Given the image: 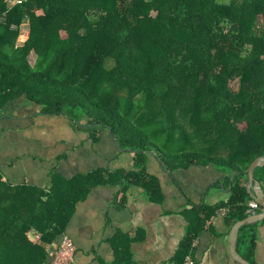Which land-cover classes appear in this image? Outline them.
Listing matches in <instances>:
<instances>
[{
  "label": "trees",
  "instance_id": "16d2710c",
  "mask_svg": "<svg viewBox=\"0 0 264 264\" xmlns=\"http://www.w3.org/2000/svg\"><path fill=\"white\" fill-rule=\"evenodd\" d=\"M27 20L30 37L19 45ZM94 35L98 50L87 46ZM186 91L191 100L179 97ZM21 95L93 135L110 130L139 169L104 181L57 175L50 192L0 178V264H49V246L93 184L123 181L122 204L132 185L159 200L160 182L144 165L149 153L171 170L213 163L229 172L227 182L237 171L228 200L190 211L175 258L182 264L221 210L232 223L251 214L247 170L264 155V0H0V101ZM255 176L264 184V166ZM257 226L244 225L238 242L252 263Z\"/></svg>",
  "mask_w": 264,
  "mask_h": 264
},
{
  "label": "crops",
  "instance_id": "0c3cea01",
  "mask_svg": "<svg viewBox=\"0 0 264 264\" xmlns=\"http://www.w3.org/2000/svg\"><path fill=\"white\" fill-rule=\"evenodd\" d=\"M21 35L22 30L19 45L25 43ZM36 58L37 54L32 64ZM42 110L26 95L0 104V178L4 182L50 192L57 175L72 179L91 174L104 181L107 174L139 169L135 153L121 147L110 130L97 129L93 135L66 115ZM144 165L159 180L161 198L153 199L141 186L132 185L122 204L123 181L93 184L77 202L65 232L77 246L72 264H179L175 258L188 234L193 206L215 205L231 196L232 177L227 182L229 172L213 163L171 170L149 153ZM233 225L221 213L209 221L195 238L196 264H239L230 246ZM257 232L253 264H264V220L258 222ZM61 239L62 235L53 248ZM238 250L247 259L245 248L238 244Z\"/></svg>",
  "mask_w": 264,
  "mask_h": 264
},
{
  "label": "water",
  "instance_id": "95a60500",
  "mask_svg": "<svg viewBox=\"0 0 264 264\" xmlns=\"http://www.w3.org/2000/svg\"><path fill=\"white\" fill-rule=\"evenodd\" d=\"M261 166H264V155L258 156L250 164V167L247 170V173L249 175V182L247 184V189L251 197L263 207V210L261 212H256L255 214H250L245 219L237 221L236 223H234L231 230V235H230L231 252L235 260L239 264H253L243 255H241V253L238 250V238L240 234V229L246 224L258 223L264 220V189L261 185V182L255 176L256 169ZM236 174L237 171L232 179H234Z\"/></svg>",
  "mask_w": 264,
  "mask_h": 264
},
{
  "label": "built area",
  "instance_id": "2783aa9c",
  "mask_svg": "<svg viewBox=\"0 0 264 264\" xmlns=\"http://www.w3.org/2000/svg\"><path fill=\"white\" fill-rule=\"evenodd\" d=\"M15 3H21L22 0H13ZM261 205L257 201L250 203L249 213L255 214ZM226 209L221 210V214H226ZM215 219V218H214ZM213 219V220H214ZM197 246V239L194 240L192 249L187 253L183 264H196L195 253L193 248ZM76 244L74 239L68 233L62 235V239L58 246L50 252V264H72L76 258Z\"/></svg>",
  "mask_w": 264,
  "mask_h": 264
},
{
  "label": "rangeland",
  "instance_id": "374dc122",
  "mask_svg": "<svg viewBox=\"0 0 264 264\" xmlns=\"http://www.w3.org/2000/svg\"><path fill=\"white\" fill-rule=\"evenodd\" d=\"M65 20H62L61 21V23L58 25V26H55L54 27V30L51 32V37H50V41H51V43H55V44H58V42H57V40L60 38L61 39V37H60V33H61V28L59 29V27H63L65 24ZM29 26H30V22L27 20V21H25L23 24H22V26H21V30H22V35L20 36V40H22V41H26L29 37H30V31L28 30L29 29ZM24 30H23V29ZM59 29V30H58ZM66 39V38H65ZM98 38L94 35L90 40H88L87 41V43H88V48H91L92 49V47L94 46V48L93 49H97L98 50V48H102V46L103 45H94V44H96L97 42H98ZM65 43V42H64ZM35 55H36V53L34 52L33 53V56H31V61L33 62L34 60V57H35ZM233 87H236V83H233ZM192 95L188 92V91H186L185 93H180L179 94V97L181 98V99H188V100H191L193 97H191ZM236 173V171H234L233 173H232V175H231V177L233 178V176H234V174ZM249 182V181H248ZM35 239H39V236H36L35 237ZM52 245V244H51ZM77 247V246H76ZM53 247L52 248H50V246H49V251L51 252V251H53ZM76 252H77V250H76Z\"/></svg>",
  "mask_w": 264,
  "mask_h": 264
}]
</instances>
